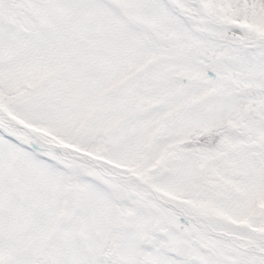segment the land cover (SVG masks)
Masks as SVG:
<instances>
[{"label":"snow or ice","instance_id":"snow-or-ice-1","mask_svg":"<svg viewBox=\"0 0 264 264\" xmlns=\"http://www.w3.org/2000/svg\"><path fill=\"white\" fill-rule=\"evenodd\" d=\"M0 264H264V0H0Z\"/></svg>","mask_w":264,"mask_h":264}]
</instances>
